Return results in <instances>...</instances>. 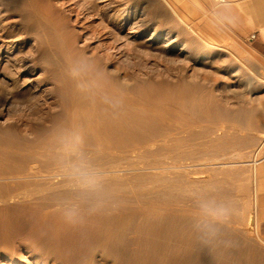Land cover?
I'll return each instance as SVG.
<instances>
[{
  "label": "rangeland",
  "instance_id": "rangeland-1",
  "mask_svg": "<svg viewBox=\"0 0 264 264\" xmlns=\"http://www.w3.org/2000/svg\"><path fill=\"white\" fill-rule=\"evenodd\" d=\"M51 4L52 8L61 9L55 15L58 25L61 23L55 34L63 37L62 47L67 49L56 50V43L59 44L52 35H41L38 41L26 39L14 25L13 37L7 39L12 42L8 48L1 46L7 41L0 38V146L18 153L17 157L8 156L14 166H32L37 172L35 176L0 177V193L23 189L53 172L66 171L63 175L66 178L69 174L67 179L93 177L97 166L116 159L104 151L93 154L92 131L82 132L81 138L68 137L71 130L63 111L74 99L73 87L58 78L69 75L63 63L71 58L86 67L101 98L107 97L105 91L114 85L139 105L131 108L118 101L121 115L117 119L119 133L113 152L119 162V175L115 176L120 178L109 189L112 194L129 195L142 203L167 201L165 204L185 205L178 225L184 233L194 234V245L186 251L188 259L184 257L176 263L202 264L200 257H214L215 247L223 248L224 243L229 246L226 244L223 249L231 251L241 246L263 258L256 168L264 159V59L247 41L237 39L218 22L220 1L54 0ZM67 51H72L71 57ZM50 117L54 123L46 128ZM170 137L173 154L182 160L189 158L187 169H170L167 173L154 169L164 168L162 165H139L136 172L129 169L131 163L137 162L130 152ZM66 138L73 140L66 144ZM50 143L54 147L43 148ZM178 148L183 151L180 153ZM11 163L5 164L13 166ZM17 226L15 232L22 228ZM129 226L133 231L136 224ZM14 229L1 236L12 240L6 244L5 256L29 264L36 255L43 258L48 244L46 247L42 243L47 241L42 239V246L39 243L37 249L19 250L11 238ZM4 239H0V247L5 245ZM99 259L95 258L97 264H134ZM78 261L86 264L87 258L81 256Z\"/></svg>",
  "mask_w": 264,
  "mask_h": 264
},
{
  "label": "bare ground",
  "instance_id": "bare-ground-1",
  "mask_svg": "<svg viewBox=\"0 0 264 264\" xmlns=\"http://www.w3.org/2000/svg\"><path fill=\"white\" fill-rule=\"evenodd\" d=\"M53 1L54 0H0V38L3 39L2 41H7V39L13 37V30L11 29V27L12 25H14L13 27H17V30H19L21 34L26 37V39L33 38L35 39V41H38L41 38V35H52L53 39L57 40L59 44L58 46L56 43L55 49L56 47H59V51H64L63 49L66 47H62V45L65 46L63 37H59L55 34V32L60 29L59 26H61L60 22V25H58V22L56 21L57 19L55 20V17L61 13V9L52 8L51 3ZM62 1L64 0H58V2ZM55 3L56 1L53 4L55 5ZM60 21L62 22V20ZM17 22L20 23L18 26ZM67 40L70 39L67 38ZM10 42L11 41L2 42L1 46L8 48ZM69 47L70 45L68 46V48ZM62 51L59 53H62ZM57 52L58 51H56V53ZM71 52L72 51H67V53L69 54ZM71 56L72 53L70 54V57ZM64 63L63 65H66L67 68H65L68 70L69 73L67 72V74L69 75H67L66 77L58 78V81H65L68 85L73 87L74 96V99L72 100L71 104L66 107L63 111V113L67 117L69 128L71 130V136H67L78 137L82 134V132L86 130L92 131L94 134V149L91 150L93 154L98 151H104L107 154L112 155V157L116 159H114V161H112L111 163L109 162L110 164L107 162L108 160H106L107 165H100L97 167L95 166L97 171L95 174L93 173V177H81L77 179H75V177L74 179H67L69 174L67 175V177L65 175L66 178H64L63 175V172L66 171H63L62 174L58 172H53L44 176L43 180L34 182L31 185L24 186L23 189L21 188L14 189L8 192H1L0 237L5 231H8L9 229H14V227L20 225L17 226V228L22 227L21 229L19 228V230H17L16 232L14 229V238L11 236L7 237H11L14 243H16V248L23 251L24 249L28 248L32 250L37 249L39 243L41 244V240L45 239V241L47 242L44 244V242L42 241V244L45 246L46 244H48V248H45L46 250L43 249L44 251L42 250L43 258H40V255L38 256L35 254L36 256L33 257V261H31L30 264H82L80 261H78V258L81 256L87 258L86 264H97V262H95V258L97 256L102 262H105L107 260H114V263H116L117 261L121 262L122 260H126L129 262L131 261L134 264H175L179 260L183 261L184 257L187 258L188 256L186 251L193 249L191 247L194 245H192L194 234L191 233V235L184 233V228L182 229L180 228L181 226L178 225V222L180 221L183 216V213L185 212L182 209L185 205L183 207L171 203H167V205L165 204L167 201H164V204L155 202L142 203L136 199L135 201L132 200L130 197H128L129 195L119 196L120 194L117 195L110 193L109 185H111L112 182L114 183L118 181L120 178L115 176V174L119 170V162L117 156H114L113 152V149L117 145L115 138L119 133V123L117 119L121 115V107L119 106L118 101L120 100L124 102V104H128L131 108H137L139 107V105L134 101H131L128 96L125 95V93L121 94L119 92V88H117L118 86L114 85H111V87L107 88V90L105 91L107 97L101 98L98 92H96L94 90V87L92 86V78L87 73L86 67L80 65L82 62L79 64L77 61H73L70 58ZM86 66L87 69H89V66ZM148 107L152 108L153 106L148 105ZM53 123V119L51 117L48 118V120L46 121V128L51 127ZM79 138H81V136ZM177 138L181 139V137ZM66 139V144L73 140V138H68L67 140ZM180 141L178 143H180ZM170 142H172L171 137L163 138L137 147L133 151L131 150L132 152L129 151L130 156L133 155L137 159H135L137 162H130V168H128L131 170L133 169L134 172L137 171L136 167H139V165H143L144 167L162 165L165 167L162 169L159 167L154 169L164 171H169L170 169L178 170L181 168L187 169L188 167L186 164L188 161L186 162V159L189 158H185V160H182L181 158L179 159L178 156H175L171 151L172 147H170ZM185 142L187 141L185 140ZM178 143H176V145ZM187 144L189 145L190 142ZM180 145L182 146V144ZM3 146H0V177L17 178L22 175H37V172L32 166L26 167L23 164H17L18 166H14L13 158L11 157L13 161L11 163V161L8 160V156H14L18 153H14L13 151L8 152L9 150L11 151V149L8 148L9 150H5V147L3 148ZM50 147H54V145L50 143V145L47 144L43 148L48 150ZM178 150L180 151V148H178ZM182 151H180V153ZM109 157L111 160V156ZM6 161L7 164L9 161V164L11 163L13 164V166H6ZM99 163L101 164V162ZM194 164L195 163H193V165ZM189 166H191V163ZM126 167L127 166H125V168ZM93 168H91L92 171ZM74 171H76V169ZM67 173L70 172L67 171ZM166 173H164V176L167 175ZM138 174H140V172ZM138 174L135 175L139 176ZM142 175H144V173H142ZM164 176L161 177L164 178ZM172 177L174 176L172 175ZM135 179L136 178H134V180ZM170 181L172 182L173 180H168L167 182ZM162 183L164 182H161V184ZM118 185L120 184L118 183ZM161 186L159 185L158 187ZM62 190H65L67 192L63 193ZM171 190L173 189L171 188ZM164 192L165 191H163V193ZM168 193L170 194V191ZM215 197L218 198V196ZM169 202H171V200ZM191 213L192 212H189V214ZM247 218L249 219L248 221L250 224L251 220L249 217ZM238 220L240 221V219ZM236 223L238 224V222ZM130 224H136V227H134L135 229L133 228V231L129 229ZM246 224H248V222ZM238 228L243 230L241 226ZM6 234L9 235V233ZM249 234H252V232ZM1 238L4 239V237ZM260 239H262V237ZM259 241L257 242V244L259 243ZM10 242H12V240H10L9 238H5L3 240V244L5 245L0 247V264H29L23 261L18 262L13 256V258H7L5 256V253H7L8 251L6 250V244H10ZM254 242L256 244V241ZM239 243H241V241ZM226 244L224 243V245ZM227 246H229V244H227ZM262 246L264 245L262 244L261 247ZM253 247L254 246H252V249L255 248ZM40 248L42 249V247ZM215 248L217 249L214 252V257H211L212 255H209L210 257L208 255L205 256V254L203 253L204 256L200 257L199 261L202 264H264V257L261 258L263 255L261 256V254L259 253L261 257H258L259 255L256 254L257 252L255 253V255L254 252L252 253V251L250 250L241 248V246L240 248L232 249L231 251L229 249L226 250L220 247L218 248V246H216ZM183 252L186 253L184 254ZM180 253H182V255ZM109 263L111 264V262Z\"/></svg>",
  "mask_w": 264,
  "mask_h": 264
},
{
  "label": "crops",
  "instance_id": "crops-1",
  "mask_svg": "<svg viewBox=\"0 0 264 264\" xmlns=\"http://www.w3.org/2000/svg\"><path fill=\"white\" fill-rule=\"evenodd\" d=\"M219 23L237 39L247 41L264 59V0H219ZM254 36V38H252ZM258 214L260 234L264 237V159L257 163Z\"/></svg>",
  "mask_w": 264,
  "mask_h": 264
},
{
  "label": "built area",
  "instance_id": "built-area-1",
  "mask_svg": "<svg viewBox=\"0 0 264 264\" xmlns=\"http://www.w3.org/2000/svg\"><path fill=\"white\" fill-rule=\"evenodd\" d=\"M252 38H254V36H252Z\"/></svg>",
  "mask_w": 264,
  "mask_h": 264
}]
</instances>
